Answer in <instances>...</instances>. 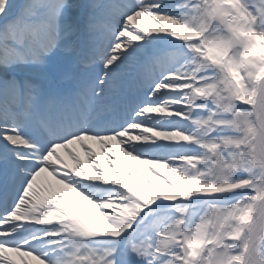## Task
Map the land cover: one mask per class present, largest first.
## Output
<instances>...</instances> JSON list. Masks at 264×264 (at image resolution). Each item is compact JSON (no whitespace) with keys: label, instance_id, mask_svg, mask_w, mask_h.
<instances>
[{"label":"snow or ice","instance_id":"snow-or-ice-1","mask_svg":"<svg viewBox=\"0 0 264 264\" xmlns=\"http://www.w3.org/2000/svg\"><path fill=\"white\" fill-rule=\"evenodd\" d=\"M0 264H264V0H0Z\"/></svg>","mask_w":264,"mask_h":264},{"label":"bare ground","instance_id":"bare-ground-1","mask_svg":"<svg viewBox=\"0 0 264 264\" xmlns=\"http://www.w3.org/2000/svg\"><path fill=\"white\" fill-rule=\"evenodd\" d=\"M63 154V153H62Z\"/></svg>","mask_w":264,"mask_h":264}]
</instances>
